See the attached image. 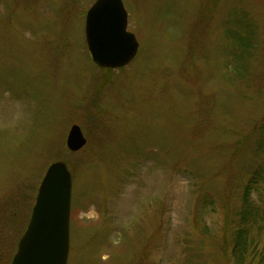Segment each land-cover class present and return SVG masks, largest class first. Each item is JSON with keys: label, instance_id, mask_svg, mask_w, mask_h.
<instances>
[{"label": "rangeland", "instance_id": "1", "mask_svg": "<svg viewBox=\"0 0 264 264\" xmlns=\"http://www.w3.org/2000/svg\"><path fill=\"white\" fill-rule=\"evenodd\" d=\"M95 1L0 0V264L55 162L72 175L68 264H235L264 166V0H123L139 51L118 70L88 50ZM252 197L264 214V180Z\"/></svg>", "mask_w": 264, "mask_h": 264}, {"label": "water", "instance_id": "2", "mask_svg": "<svg viewBox=\"0 0 264 264\" xmlns=\"http://www.w3.org/2000/svg\"><path fill=\"white\" fill-rule=\"evenodd\" d=\"M85 37L93 62L120 69L137 56L139 43L128 30L123 0H96L85 19ZM87 140L78 125L67 136V148L81 150ZM72 175L63 162L51 164L40 184L29 225L19 241L12 264H68Z\"/></svg>", "mask_w": 264, "mask_h": 264}, {"label": "trees", "instance_id": "3", "mask_svg": "<svg viewBox=\"0 0 264 264\" xmlns=\"http://www.w3.org/2000/svg\"><path fill=\"white\" fill-rule=\"evenodd\" d=\"M262 180L264 166L254 171L243 189L239 219L233 231L232 256L235 264H253L258 257V264H264V248L257 254L261 243L258 236L264 233V214L254 205L252 197L253 193L258 191V184Z\"/></svg>", "mask_w": 264, "mask_h": 264}]
</instances>
